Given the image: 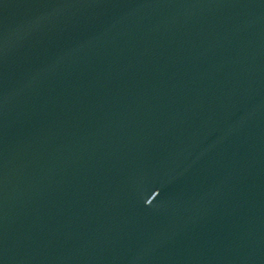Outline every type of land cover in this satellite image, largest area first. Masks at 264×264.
<instances>
[{"label":"water","instance_id":"obj_1","mask_svg":"<svg viewBox=\"0 0 264 264\" xmlns=\"http://www.w3.org/2000/svg\"><path fill=\"white\" fill-rule=\"evenodd\" d=\"M0 264H264V0H0Z\"/></svg>","mask_w":264,"mask_h":264}]
</instances>
